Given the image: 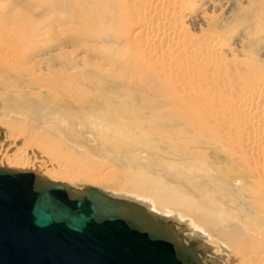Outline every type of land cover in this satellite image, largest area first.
<instances>
[{
	"label": "bare ground",
	"instance_id": "obj_1",
	"mask_svg": "<svg viewBox=\"0 0 264 264\" xmlns=\"http://www.w3.org/2000/svg\"><path fill=\"white\" fill-rule=\"evenodd\" d=\"M31 1L39 3L41 6L45 5V7L53 5L63 8L74 16L73 19L83 24L92 20H94L93 22L99 21V23L104 19H108V22L119 20L121 17H126V12H128L126 11L127 5L120 6V0ZM134 1L137 3L136 5L139 4L143 7H138V17L145 22L143 19H146L145 16L150 12L152 16L156 17L157 25L144 23L147 24V27L145 25L144 28L139 27L135 33L133 32L135 35L132 36L130 31L129 35L133 39L129 35L127 38L124 37V46L126 47L123 50L119 48V52H114V58H106L107 62H111L113 68L118 67L120 70L118 73L111 72V75L116 78L115 80L107 77V82H104L90 71L74 68V64L70 62H65L67 68L72 67L69 72L67 69H57L55 74L58 75L50 76L54 72L49 73V70H54L51 69L52 67H48L47 75L42 77V73L37 75L36 65H31L29 62L24 64L28 56L24 57L23 61L20 60L23 62L22 64L15 60L18 46H20L18 43L23 41L22 39L15 38L18 46L16 43L11 45L2 42L3 45H0V49H3L4 52L0 50V91L2 92L0 97L15 100L11 106H5L0 98V114L5 115L7 112L25 110L27 115L43 112V117L32 119L29 126L24 128H20L13 120L0 122V168L33 173L52 183H62L68 189L72 188L65 182L67 179L69 182L104 180L107 184L116 187L114 188L115 192L128 193L132 198L142 199V203H136V200L125 201L142 207L150 218H152V212L164 217L175 215L180 221L187 222L191 226L192 232H197L201 238L207 240L215 256L222 260L225 259L226 263L264 264V117L261 114L264 113V93L262 94L264 79L259 80L258 77H254V71L248 68L250 72L246 71L245 76H241L243 72L237 70L236 62L227 63L220 53V48L211 50L209 55L200 61L196 59L198 58L197 54L186 57V50L178 49L179 45H175V47L173 44L175 52L169 46L168 53L171 54V58L173 53L178 51V54H184L185 57L181 55L184 59L190 60L189 62L192 64L190 70L195 72L192 79L199 82L200 87H204L196 90L190 81L191 73L188 77L189 74L180 69L183 64L176 57L180 55L176 54V58L173 57L167 63L169 67L164 66L163 63L166 61L163 59L160 60L164 61L160 62L161 65L158 63L155 65L156 63L152 62V59L157 57L159 52L157 47L161 46L163 39L171 42L178 35V30H175V27L167 28L169 32L162 33L163 39L157 40L155 36V41L153 39L150 41V38L144 39V37H150L151 33H158L160 24L162 25L167 16L166 3L172 5L175 0H152L153 4H150L149 0ZM107 6L108 10H106ZM251 14L254 15V13ZM180 16L182 15L179 14V18ZM15 20H12L14 24ZM179 21L176 20V23H181ZM24 24L26 25V23ZM132 26L134 27V25ZM180 26L182 27V25ZM91 31L95 32L92 27ZM94 34L97 35V33ZM92 37L89 35V38ZM136 37L139 40H135ZM187 37L185 38L188 41ZM203 42L205 41L203 40ZM189 43L192 44V41ZM192 45L190 46L192 47ZM160 48L162 49V47ZM204 49H201V52ZM8 55H11V58ZM198 56L202 57L203 54ZM161 57L164 58L160 56V59ZM188 63L186 64L188 65ZM164 67H168L165 68L167 71ZM248 77H254L257 84L253 87L243 86L249 82ZM255 79L253 81H256ZM171 80L178 81L180 84H171ZM116 81L119 83L116 84ZM109 83L115 85L109 88ZM225 89L229 92L232 89L235 93L244 94L243 97H236L239 100L235 101V105L233 104L235 107H233L238 114L231 121H227L224 115H219V111L216 110V107L219 104L222 105V102L233 101L232 95L229 96L228 102L226 95L228 92H225ZM236 89L238 92L234 91ZM109 90H112V94H109ZM122 93L129 96L124 99V104L122 102L117 104L116 96ZM17 103L22 104V107ZM229 104L226 105L227 109L230 107ZM93 107L96 112L91 110ZM224 107L222 108L226 112ZM110 108L113 110L111 113ZM249 113L252 114L248 115ZM74 114L79 117H75ZM240 114L242 118L238 117ZM246 115L248 118L245 117ZM227 116L229 117V115ZM254 117H259L258 124L251 126L248 123H251L250 119ZM245 125L249 128H245ZM241 126L242 130H240ZM144 129V132L136 135L138 130ZM102 130H107L113 137L117 136L120 143L116 144L114 140L106 139L101 135ZM93 133L99 136L100 145L106 144L112 154L117 152L118 147H123L126 144L127 150L158 152L167 159L161 163L154 159L144 164L134 162V160H125L124 163L119 162V164L120 166L128 165L129 170L109 166L107 176L106 172L100 174V171L97 174H93L92 171L82 174L76 165L73 166L70 163L73 162L72 160L69 161V165L63 166L64 173H59V170L57 173L54 172L55 170H47L44 159L71 153L73 149L66 144L76 147L80 141H83L85 134L92 135ZM140 135L152 137L145 136L144 140ZM225 146L226 148L233 147L234 152L231 155L228 154L225 152ZM233 158L239 160L240 167L243 169L236 180L239 183L236 189L240 195L233 194L231 198L236 207H243L254 213L251 218L239 215L240 211L237 214V211L231 210L232 205L225 203L226 192L209 193L214 190L217 183L235 182L233 176H229L222 166L224 163L230 164ZM50 162L52 164V161ZM205 163L208 165L211 163L210 171L216 174L218 180L214 182L215 184L209 182L195 187L194 182L196 183L201 178L206 181L209 179V171L202 167L205 166ZM193 164L194 166L199 165L200 171L189 173L188 166ZM53 167L51 166V168ZM160 177L164 179H160ZM253 184L255 187H252ZM82 189L86 188L72 190ZM203 189L206 190L204 193H202ZM105 194L112 198L117 197ZM120 200H124V198ZM152 219L158 221L155 218ZM180 240L184 245L190 246L181 237ZM197 256L201 264H211L204 261L198 251Z\"/></svg>",
	"mask_w": 264,
	"mask_h": 264
},
{
	"label": "rangeland",
	"instance_id": "obj_2",
	"mask_svg": "<svg viewBox=\"0 0 264 264\" xmlns=\"http://www.w3.org/2000/svg\"><path fill=\"white\" fill-rule=\"evenodd\" d=\"M28 1L30 2L31 0H0V45H3V43H6V44L10 43L11 45L16 43V46H18L17 39H22L23 41L18 40L20 41V43H18L20 44V46H18V49H17L18 52L15 56V60H18L22 64L23 62L21 61H23V58L28 56V58L24 61V64H26L25 62H29V64L31 65L32 64L36 65L38 69L36 73L37 75L42 73V77H45L47 75L48 67H52L51 69L54 70V71L49 70V73L54 72L50 76L58 75L55 73L56 71L61 70V69H67L69 72L72 69V67L67 68L65 64L70 62L74 64V68L76 67L77 69H82L88 72L90 71V73L94 74L95 76H98V78L104 82H107L106 81L107 77L110 78L111 80H115L116 78L114 77V75H111V72L118 73L120 72V70L118 69V67L113 68V66H111L112 65L111 62L110 61L107 62L106 58H114L116 52H119L120 50H123V48L126 47L124 46V43H125L124 37L127 38V36L131 32H132L131 33V36H132L139 27L144 28V25L147 27V24L148 25L152 24L153 26L157 25L156 17L154 15L152 16V13L150 12L145 16L146 19H143L145 20V22H143L142 19L138 17V7H141V8L143 7L140 6L139 4L136 5L137 3L134 0H131V1L130 0L129 1L120 0L119 2L120 6L127 5L126 11L128 12L125 11L127 13L126 17H121L119 20L115 19L111 21L112 23L108 22V19L107 20L104 19V21L103 22L101 21L100 23L99 21L93 22L94 20H92L84 24L82 22H78L77 20L73 19L74 16L68 13L69 11L63 8L61 9L60 7H57V6L55 7L53 5L52 7L50 6L45 7V5L41 6L39 3H35L34 1H31L30 3ZM132 2H135V3L132 4ZM148 2L150 4L151 3L153 4L152 0H149ZM173 2H175L173 3L174 5L173 4L171 5V3H168V4L166 3L165 5L167 9L166 11L167 16L165 17V20L163 21L164 23L161 21L162 25L160 24L158 33L157 32H155V34L151 33L150 37H144V39L150 38V41H153V40L155 41L156 39L158 40L159 38L160 39L164 38V35H163L164 32L165 34L169 32L167 28L175 27L174 29L178 30L177 32L178 34L177 36H179L178 38L177 36L174 37V39H172L171 42L170 41L168 42L165 39H163L165 43L162 40L163 42L160 46L162 47V49L160 47H157V50L159 49L158 50L159 52L156 55L158 58L155 57L154 60L152 59V62L154 64L156 63L155 65H158V64L161 65L160 62L163 59L166 62L163 61L164 63L163 62L161 63L165 64L164 66H168L167 63L170 62L173 59V57L176 56V54L180 55L178 54V51H177L176 53H173L172 58H171L170 56L171 54L168 53L169 46L172 47L175 52V47H176L175 45H179L178 49L180 48V50H183V51L186 50L185 51L186 52L185 56L187 55L186 57H190V56H193V54L194 55L197 54L196 57L199 58L200 56L198 55L203 54V56L200 57L199 59L196 58L197 60H200V61L202 59H205V57L209 55L211 50L214 51L213 49L217 50L220 48L219 49L220 53L225 58L227 63L228 62L232 63V61L236 62L235 64H237L236 65L237 70L238 71L240 70L239 72L241 71L243 72V73L241 72L242 73L241 76H245L246 71H249L248 69H252L255 73L253 74L254 77L256 78L258 77L257 79L259 80L264 79V76H263L264 75V0H178V1L175 0ZM29 4H31L32 6ZM37 8L38 9L40 8V9L38 10ZM106 10H108V6ZM135 11L137 12V14ZM173 13H175L174 16H173ZM251 13H254V15H252ZM179 14L182 15L180 16V18H179ZM172 17H175V18H172ZM249 17H252V18L249 19ZM12 20H15L16 25L14 24V21ZM176 20L178 21L180 20L179 22L181 23H178V22L176 23ZM24 23H26V25ZM144 23H147V24H144ZM179 24L182 25V27ZM132 25H134V27ZM91 27L95 30L94 33H97V35L92 33ZM89 35H92L93 37L89 38ZM131 36L129 35L130 38H132ZM154 36L156 37V39ZM137 37L135 38V40L141 39V37H138L139 39ZM185 37L188 38V41L186 40ZM175 38L177 39L180 38V40H177ZM203 40L208 45L205 42H203ZM189 41H192L193 45L190 44ZM180 43L182 44V47H180L181 46ZM173 44L175 47L173 46ZM190 45H192L194 49ZM165 46L166 48H164ZM205 47H208V48H205ZM201 49H204L203 52H201ZM0 50L4 52L3 49H0ZM205 50L207 51V53ZM190 53L191 55H189ZM181 55L184 56V54H181ZM160 56H163L164 58L161 57L160 59ZM180 56H176L179 59V61H181L183 64V66L180 69H182L181 71L185 70L184 72L189 74L188 77H190V73H191L190 81H192V86L196 90H200V88H204L203 86L200 87L199 82L192 79L193 78L192 76L195 72L193 73V71L190 70L191 69L190 66H192L191 62H189L190 60L189 59L187 60L186 58L184 59L185 56L184 57L183 56L180 57ZM8 57L11 58V55H8ZM186 63H188V65ZM168 67H164V69ZM158 71L161 72V70H158ZM254 77H248V81L250 83L248 82L247 84H244V85L242 84V85L243 86L248 85V87L250 86L253 87L254 85L257 84V80ZM254 79L256 81H253ZM118 83L119 82L116 81V84ZM174 83L180 84L178 81L171 80V84H174ZM113 85L115 84L113 83L108 84L109 88H112ZM230 91L231 92L225 89V92H228V94L226 93L228 102H229V98L232 95L233 96L231 97V99L233 101L229 102L230 104L227 103V101H225L224 103L222 102V105L225 106L224 108L226 112H224V109L222 108L223 106L221 104H219L216 107V110L219 111V115L220 114L224 115V118L227 121H231L235 119V117L238 114L235 112V108H234L235 101L237 102V100H239L240 97L244 96V94H240V92H238L237 89L234 91H237L238 93L233 92L232 89H230ZM0 93L2 92L0 91ZM263 93L264 91H262V94ZM109 94H112V90H109ZM127 96L129 95H127L126 93L119 94L116 96L117 98L115 99V101H117V104L121 102L124 104V99ZM238 96L239 98L237 99L236 97ZM1 100L5 104V106H11L14 103L15 99H12V98L6 99L2 97ZM231 103H232V107L234 106L233 107L234 110L231 107ZM228 104L231 107V109L229 107L230 110L227 109L226 105ZM18 105L22 107V104H18ZM91 110L93 112H96L95 107H93ZM111 111L113 110H111L110 108V113ZM243 114H246V112L245 113L243 112ZM250 114L252 113H249L248 115ZM261 114L264 117V113H261ZM26 115L27 114L25 113V110L20 111V112H7L5 115L0 114V122L2 120H7V121L13 120L20 126V128H24V127L29 126L30 121L32 119L43 117V112H40L37 114H28L27 116ZM227 115H229V117ZM74 116L79 117L78 115H75V114ZM241 116H242L241 114L238 115V117H241ZM245 117L248 118L247 115ZM258 119L259 117H254L250 119L251 123H248V124H250L251 126H256L258 124L257 122ZM245 128L248 129L249 127L245 125ZM242 129L243 127L241 126L240 130ZM144 131L145 129L138 130V133H136L137 131L135 133L136 135H138ZM101 135L105 136L106 139L109 138L111 141L114 140L116 144L120 143L117 136L113 137L107 132V130H102ZM143 136L144 135H140V137L145 140V136H149V135H145L144 137ZM149 137H152V136H149ZM123 138L125 139L124 136ZM98 140L101 142V140L99 139V136L93 133L92 135L85 134L83 141H80L76 147H72L66 144V146L73 149L74 152L72 151L71 152L72 154L69 153L66 155H60V156L56 155L53 157H47L46 158L47 160L44 159V162H46L47 164V170L50 169L51 171L55 170L54 172L56 173L59 171H60L59 173L61 172L64 173L65 171H63L64 170L63 166L69 165L71 163L73 166L76 165L78 169L81 170L79 172L82 174L87 173V171L88 172L92 171L93 174L95 173L97 174V172L100 171V174H105L106 172V176H107V173H108L107 171L109 170V166L114 167V168L120 167L122 169L129 170L130 167L128 165L120 166L119 164V162L124 163L125 160H134V162H139V163L144 164L147 161H153L154 159L155 161L157 160L160 163L164 159H167L163 157L162 155H160L158 152L157 154L151 151L146 152L143 150H127L126 144H124L123 147H118L117 152L115 153L113 152L112 154L111 151L107 149L108 146H106V144L104 146L100 145ZM224 149H225V152H227L230 155L231 153L234 152L233 147L226 148L225 146ZM71 160L73 162L69 163V161ZM50 161H52V164ZM84 161L85 163H83ZM48 162L50 163L48 164ZM219 163L221 162L219 161ZM209 165L211 166V163H209ZM209 165L205 163V166L204 165L202 166L203 169H206L207 171H209V174H210L209 179L206 181L204 178H201L200 180L196 182L197 186H196V183L194 182L195 187L205 185L204 183L207 184L209 182L210 183L217 182L218 179L216 178V174L210 171L211 167ZM51 166L52 167L54 166V167L51 168ZM198 166L196 165L194 166V164L191 166L189 165L187 171L189 173L196 172V170L200 171L201 168H199ZM222 166L225 168L229 176L230 175L233 176L232 178L235 179V182L226 181V183L225 182L221 183L223 184L222 186L221 184L217 183L214 188L216 192L213 190L209 193L214 192L215 194H217L219 192L220 193L226 192L225 193L226 195H224L226 196L225 203L227 205L229 204L232 205V208H231L232 211L234 212L237 211V214H238V211H240L239 215H243L247 218L253 217L254 213L247 210L246 208L236 207L235 206L236 204L233 203L232 201L233 199L231 198L233 197V194H235L236 196L240 195V192L238 193L236 189L239 186V183L236 182V180L238 179V174H240L243 169L240 167L239 160L237 158H233V161L230 164L224 163L222 164ZM134 171L137 172L136 170ZM170 171H172V168H170ZM160 179H164V178L160 177ZM65 182L72 189L78 190L80 188H93V189H97L105 193H108L112 195L113 197L117 196L116 198H119V199L124 198V200H129V201L131 200L132 202L136 200V203H142L141 201L142 199L137 200L135 199V197L132 198V196L129 195L128 193L115 192L114 188L116 187L110 184H107L106 181L104 180H95L92 182H88V181L69 182L67 179L65 180ZM245 184L248 185V183H245ZM252 187H255L254 184L252 185ZM203 190H202V193L206 191L205 189ZM241 209L243 210V212H241L242 211ZM151 214H152L151 215L152 218L157 219L163 224L175 223L177 225H180L183 228V230H181L179 233L181 239L186 244L193 246L198 251L199 255L204 259V261H208L211 264H229V262L226 263L225 259L222 260L219 257L215 256L214 251L209 247V244L207 243L208 241L205 240L204 238H201L200 235L197 234V232L193 233L191 230L192 229L191 226H189L187 222L180 221L178 218H176L175 215H167L164 217V216L156 215L152 212Z\"/></svg>",
	"mask_w": 264,
	"mask_h": 264
},
{
	"label": "water",
	"instance_id": "obj_3",
	"mask_svg": "<svg viewBox=\"0 0 264 264\" xmlns=\"http://www.w3.org/2000/svg\"><path fill=\"white\" fill-rule=\"evenodd\" d=\"M131 202L0 168V264H201Z\"/></svg>",
	"mask_w": 264,
	"mask_h": 264
}]
</instances>
